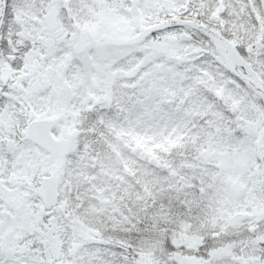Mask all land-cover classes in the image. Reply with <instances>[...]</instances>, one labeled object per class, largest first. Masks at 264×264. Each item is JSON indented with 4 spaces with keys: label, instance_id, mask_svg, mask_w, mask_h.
I'll return each mask as SVG.
<instances>
[{
    "label": "snow or ice",
    "instance_id": "obj_1",
    "mask_svg": "<svg viewBox=\"0 0 264 264\" xmlns=\"http://www.w3.org/2000/svg\"><path fill=\"white\" fill-rule=\"evenodd\" d=\"M0 264H264V0H0Z\"/></svg>",
    "mask_w": 264,
    "mask_h": 264
}]
</instances>
